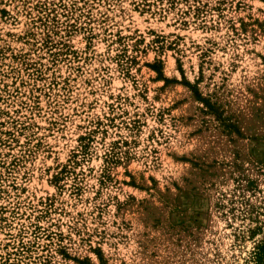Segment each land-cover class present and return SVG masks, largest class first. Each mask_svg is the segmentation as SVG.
<instances>
[{"label":"rangeland","instance_id":"rangeland-1","mask_svg":"<svg viewBox=\"0 0 264 264\" xmlns=\"http://www.w3.org/2000/svg\"><path fill=\"white\" fill-rule=\"evenodd\" d=\"M262 245L264 0H0V264Z\"/></svg>","mask_w":264,"mask_h":264},{"label":"trees","instance_id":"trees-1","mask_svg":"<svg viewBox=\"0 0 264 264\" xmlns=\"http://www.w3.org/2000/svg\"><path fill=\"white\" fill-rule=\"evenodd\" d=\"M257 264H260L262 261V258H264V245H262L259 250L258 253L255 255Z\"/></svg>","mask_w":264,"mask_h":264}]
</instances>
